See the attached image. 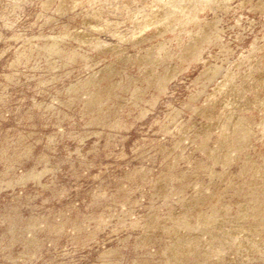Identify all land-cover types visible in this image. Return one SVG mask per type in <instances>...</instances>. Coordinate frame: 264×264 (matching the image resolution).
<instances>
[{
	"label": "rangeland",
	"instance_id": "374dc122",
	"mask_svg": "<svg viewBox=\"0 0 264 264\" xmlns=\"http://www.w3.org/2000/svg\"><path fill=\"white\" fill-rule=\"evenodd\" d=\"M0 264H264V0H0Z\"/></svg>",
	"mask_w": 264,
	"mask_h": 264
}]
</instances>
